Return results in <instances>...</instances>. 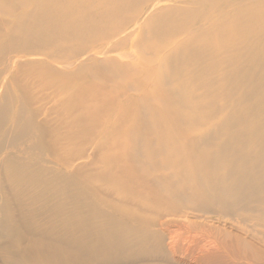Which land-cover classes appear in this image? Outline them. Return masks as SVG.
I'll return each instance as SVG.
<instances>
[{"label":"bare ground","instance_id":"bare-ground-1","mask_svg":"<svg viewBox=\"0 0 264 264\" xmlns=\"http://www.w3.org/2000/svg\"><path fill=\"white\" fill-rule=\"evenodd\" d=\"M0 264H264V0H0Z\"/></svg>","mask_w":264,"mask_h":264}]
</instances>
